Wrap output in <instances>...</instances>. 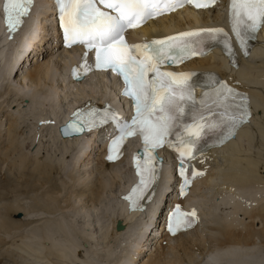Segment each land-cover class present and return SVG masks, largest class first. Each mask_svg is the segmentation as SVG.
<instances>
[{"label":"bare ground","instance_id":"6f19581e","mask_svg":"<svg viewBox=\"0 0 264 264\" xmlns=\"http://www.w3.org/2000/svg\"><path fill=\"white\" fill-rule=\"evenodd\" d=\"M42 13L37 15L33 36L27 37L35 19L18 41L11 42L6 32L0 31V159H10L17 170L29 166L32 178L43 179L42 186L31 191L0 186V231L4 230L6 236L16 234L21 241L16 248V264H56L55 260L57 264L71 263L82 243L89 246L77 252L81 259L77 262L124 264L129 252H120L123 244L131 239L128 246L134 245L133 234H144L150 224L145 214L128 212L119 200L118 191L130 179L127 168L123 162L106 165L99 153L89 152L101 134L64 138L58 131L66 108L73 104L87 97L118 100L115 83L107 74L82 82L70 80L67 63L74 58L75 50H63L49 19L41 18ZM220 18L221 8L199 13L185 10L136 33L150 38ZM259 35L260 45L247 58L239 59L235 71L229 70L217 52L188 64L193 69L219 71L227 80L237 81L252 95L256 111L233 140L204 155L200 165L206 172L189 188L185 200L199 210L198 227L173 238L152 230L140 248L148 250L142 251L144 257L133 256L128 264H203L210 260L264 264V27ZM25 37L28 49L22 54ZM13 63L19 67L10 72ZM42 150L44 158L38 155ZM94 150L101 151L98 147ZM82 170H89L87 177L77 174ZM54 174L61 178L56 179ZM167 188L168 183L163 182L161 191ZM31 200L33 204L29 205ZM18 213L24 218H14ZM75 216L85 217L77 220ZM82 220L89 233L82 230ZM94 222L96 226L101 223L102 243L96 241ZM119 222L126 231L119 230ZM5 241L0 239V244Z\"/></svg>","mask_w":264,"mask_h":264},{"label":"snow or ice","instance_id":"6c2138e0","mask_svg":"<svg viewBox=\"0 0 264 264\" xmlns=\"http://www.w3.org/2000/svg\"><path fill=\"white\" fill-rule=\"evenodd\" d=\"M34 0H5L4 17L9 31L16 30L23 23V18L29 14ZM215 0H179V3H192L196 7H206ZM59 11V21L68 45L79 43L89 50H95L96 67L111 69L124 77L127 94L135 100L136 115L131 124H125L120 129V135L113 141L119 145L127 136L137 132L143 136L145 151L163 145L165 138L171 134L183 112L182 101L191 97L190 86L175 85V81H187L190 74L176 76L171 72L160 71V65L165 60L176 62V58L183 59L192 54L188 42L183 37L197 36L199 33H183L181 36L169 37V41H179V44H168L155 40L151 44L128 45L124 33L131 28L139 27L143 22L164 10H174L178 6L177 0H55ZM163 5V7H162ZM102 6V7H100ZM233 31L243 44V32H255L264 25V0H231ZM103 9H107L105 11ZM210 36L222 33L220 29L205 30ZM154 74L152 79H146L147 74ZM237 93L231 88L221 85L216 91L214 104L223 111L216 113L219 119L209 121L202 117V123L193 125L195 131L191 136L198 137L205 128L221 129L231 134L238 123L248 116L244 104L234 106ZM204 103V101H202ZM208 111H212L209 108ZM89 123L94 125L95 114L89 113ZM189 131L188 128L185 129ZM179 146L176 147L180 157V174L185 175V157L191 154V147L195 140L178 137ZM111 151V150H110ZM109 159L113 157L109 155ZM149 161L154 157L149 155ZM140 166L138 165V168ZM147 174V176L145 175ZM140 184L134 189L135 195L141 188H146L156 178V169L151 164L138 172ZM188 181L185 179V184ZM131 199V197H129ZM179 208L172 214L169 231L174 232L185 221L181 217ZM192 216L195 213H191ZM187 220L186 224H191ZM175 226V227H174Z\"/></svg>","mask_w":264,"mask_h":264},{"label":"rangeland","instance_id":"374dc122","mask_svg":"<svg viewBox=\"0 0 264 264\" xmlns=\"http://www.w3.org/2000/svg\"><path fill=\"white\" fill-rule=\"evenodd\" d=\"M15 65H14V63L12 64L10 72H13V69L15 70V68H14ZM4 68L7 69L8 67H4ZM21 69L23 70V68H21ZM13 77H14V75L12 76V78ZM25 104H27V102H25ZM51 117H53V116H51ZM52 151L57 152V149H54ZM43 152H44L43 150L40 151V152H38L39 153L38 155L40 156V158H44L45 157L43 155ZM59 154H60V152H59ZM16 156L18 157V154H16ZM9 160L10 159H8V162H6L4 157H1V159H0V186H3L4 185L5 187H7V188H5L6 190H8L10 188H16V187H18L19 189H22V190H26L27 189V190H30V191L35 186H42V182H43L42 180L43 179H41V178H39V179L38 178H35L34 179V177L33 178L31 177V167L27 166V167H25V168H23L21 170H17L16 167L15 168L13 167V165L11 164V162ZM86 171H89V170H86ZM86 171H84V170H82L80 172L78 171L79 173H77V174L84 175V177H87V175L85 176ZM23 172H26V175L25 176L22 174ZM28 173H29V175H27ZM123 173H124V171L122 172V174ZM54 176L56 177V179H60L61 178V175L58 176L57 174H54ZM124 183L125 182H123V184ZM122 188H123V186H122ZM9 193H10V191L8 192V194ZM23 197H27V195H24ZM84 199L86 200L87 199V196H85ZM114 199H115V197H114ZM28 204L29 205H32L33 204V200L29 201ZM23 216H24V214H23ZM15 217L16 216L14 215V218ZM71 217H72V215L68 216V218L70 219V221H71V219H73ZM84 217L85 216H82V217L81 216H75L74 218H76L77 220H81ZM23 218L24 217H22V219ZM19 219H21V218H19ZM92 220H95L94 217H93ZM82 222H83V220L81 221L82 230H85L86 232L89 233V230H87V229L84 228V226L82 225ZM94 224H93L94 227L98 231V233L96 234V241L98 240L97 242L102 243L103 241L101 239V231H100L101 223H98L97 226H96V222H94ZM98 228H99V230H98ZM111 230L112 229H110V233H111ZM4 232H5L4 230L3 231H0V239L5 238V240H6L3 244H0V264H16V248L20 245V242L21 241L19 242L18 235L12 234L11 236H6ZM130 240L131 239L127 240L125 242V244H123L122 249H120V252H122V250H123V253L124 254H126L128 252L127 249L129 247L128 245L130 243ZM15 242H19L18 245H16ZM14 243H15V245H13ZM42 244L44 246H46V247L49 245L47 242H45V243L42 242ZM84 246H86L85 248H87L89 246V244L87 243V244L84 245L82 243V247H80L77 250V252H83L85 250ZM165 246H167V245L164 244V247ZM149 248L150 247H148V249ZM142 251H148V250H145V247H144V249L142 248L141 250H139L138 257H141V259L144 257V256L141 255ZM77 252H76V255H75V257H76L75 258V261H73L71 263L67 262L66 264H75L77 261L81 260V259H78L77 258ZM99 254H100V261H102V253L100 252ZM54 262L57 264V261L56 260Z\"/></svg>","mask_w":264,"mask_h":264},{"label":"water","instance_id":"95a60500","mask_svg":"<svg viewBox=\"0 0 264 264\" xmlns=\"http://www.w3.org/2000/svg\"><path fill=\"white\" fill-rule=\"evenodd\" d=\"M22 213H19L18 215H17V218H22ZM123 229V226L121 225V224H119V230H122Z\"/></svg>","mask_w":264,"mask_h":264}]
</instances>
